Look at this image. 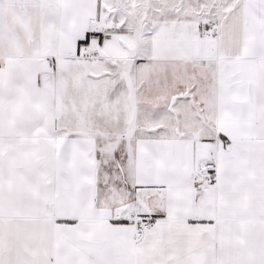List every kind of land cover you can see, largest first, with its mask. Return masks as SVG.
Here are the masks:
<instances>
[{
    "label": "snow or ice",
    "instance_id": "obj_1",
    "mask_svg": "<svg viewBox=\"0 0 264 264\" xmlns=\"http://www.w3.org/2000/svg\"><path fill=\"white\" fill-rule=\"evenodd\" d=\"M0 264H264V0H0Z\"/></svg>",
    "mask_w": 264,
    "mask_h": 264
}]
</instances>
